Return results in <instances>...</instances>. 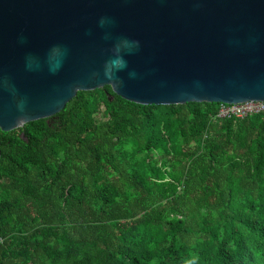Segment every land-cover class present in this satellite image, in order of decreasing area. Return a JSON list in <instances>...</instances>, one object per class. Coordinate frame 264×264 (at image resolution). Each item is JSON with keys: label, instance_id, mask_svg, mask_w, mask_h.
I'll return each mask as SVG.
<instances>
[{"label": "trees", "instance_id": "obj_1", "mask_svg": "<svg viewBox=\"0 0 264 264\" xmlns=\"http://www.w3.org/2000/svg\"><path fill=\"white\" fill-rule=\"evenodd\" d=\"M111 87L0 130V264H264V113Z\"/></svg>", "mask_w": 264, "mask_h": 264}, {"label": "water", "instance_id": "obj_2", "mask_svg": "<svg viewBox=\"0 0 264 264\" xmlns=\"http://www.w3.org/2000/svg\"><path fill=\"white\" fill-rule=\"evenodd\" d=\"M106 86L143 106L264 101V0H0L1 131Z\"/></svg>", "mask_w": 264, "mask_h": 264}, {"label": "built area", "instance_id": "obj_3", "mask_svg": "<svg viewBox=\"0 0 264 264\" xmlns=\"http://www.w3.org/2000/svg\"><path fill=\"white\" fill-rule=\"evenodd\" d=\"M264 113V101L247 102L239 105H222L219 113L221 118H245L249 115Z\"/></svg>", "mask_w": 264, "mask_h": 264}, {"label": "clouds", "instance_id": "obj_4", "mask_svg": "<svg viewBox=\"0 0 264 264\" xmlns=\"http://www.w3.org/2000/svg\"><path fill=\"white\" fill-rule=\"evenodd\" d=\"M121 67H124V63H123V62L121 63ZM109 78H111V76H110V75H109Z\"/></svg>", "mask_w": 264, "mask_h": 264}]
</instances>
